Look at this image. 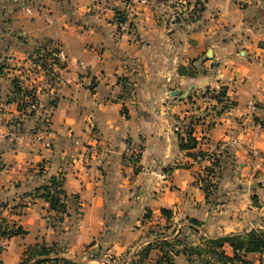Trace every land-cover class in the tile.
<instances>
[{
    "label": "crops",
    "instance_id": "0c3cea01",
    "mask_svg": "<svg viewBox=\"0 0 264 264\" xmlns=\"http://www.w3.org/2000/svg\"><path fill=\"white\" fill-rule=\"evenodd\" d=\"M6 1L0 217L24 233L0 238V264H20L43 244L63 258L126 256L127 264L157 253L163 264L166 253L171 264H203L207 255L189 247L232 259L229 243L210 242L264 232V161L249 153L264 154V0H202L200 15L181 26L169 25V8L201 0ZM37 50L62 52L55 76L29 69ZM22 87L39 101L34 117L20 108ZM208 88L221 89L222 103ZM43 114L49 148L37 139ZM190 133L196 146L184 149ZM231 139L241 145L226 149L211 184L193 155ZM133 142L142 147L139 168L123 155ZM52 179L67 196L64 214L42 197ZM241 260L233 264H264V253Z\"/></svg>",
    "mask_w": 264,
    "mask_h": 264
},
{
    "label": "built area",
    "instance_id": "2783aa9c",
    "mask_svg": "<svg viewBox=\"0 0 264 264\" xmlns=\"http://www.w3.org/2000/svg\"><path fill=\"white\" fill-rule=\"evenodd\" d=\"M126 3L132 2V0H124ZM204 8V1H196L193 4L181 3L176 4L172 8H169L167 12L168 16V23L169 25L181 26L186 24V21H193L195 20ZM117 25L120 30H127L129 28L128 22L123 18L122 15L118 16ZM42 57V56H41ZM41 57L37 60L35 66L37 70L42 71L44 68L50 63V61L55 59H63V54L61 51H51L48 56L44 55L43 60ZM207 98L211 100L222 103L223 96L222 91L220 88H208L205 92ZM23 96V95H22ZM24 98L20 101V106L22 107V111L26 113H32V116L40 111L39 101L36 96L32 94H27L23 96ZM254 102H248V109H254ZM41 112V111H40ZM39 120L41 121V130L42 133H39L38 140L42 141L45 148L50 147V142L46 141V137H49V125H50V117L49 115L43 114L38 116ZM241 142L238 139H231L229 143H219L213 149L200 151L201 154L196 155L192 158V164L194 166H198L200 172L205 174V178L207 181L213 184V180L216 176V170L219 165V161L223 156L226 149L230 146L240 147ZM250 155L252 162L259 159L264 161V154L259 152L257 149L253 148L252 146L249 147ZM124 159L128 162L129 165L134 166L135 168H139L141 163L142 157V147L139 143L133 142L126 145L124 149ZM264 253V252H263ZM239 254H242L240 252Z\"/></svg>",
    "mask_w": 264,
    "mask_h": 264
},
{
    "label": "trees",
    "instance_id": "16d2710c",
    "mask_svg": "<svg viewBox=\"0 0 264 264\" xmlns=\"http://www.w3.org/2000/svg\"><path fill=\"white\" fill-rule=\"evenodd\" d=\"M20 108L22 109V107ZM31 114L30 116H32ZM195 146H196L195 140L192 138L190 133L188 135L186 144H184L182 148L189 149V148H194ZM198 154H201V152L200 151L196 152L193 155V157H195ZM203 189L205 191H208L210 190V186L206 184ZM42 197H44L48 201L50 210L58 214L66 213L67 196L64 190L62 189V185L60 181L56 179H52L48 186H44ZM23 233L24 231L21 228L10 229L4 224H0V238L7 239L16 235H21ZM210 243L212 246L219 248H221L224 245V243H229L234 250V257L231 259L225 256V254L222 251L210 250L208 248L203 249L198 247H189L188 250L190 254L193 253L198 256L207 255L208 259L204 258L202 260L203 264H233L234 261H242L241 256H243V254L264 252V232L258 233L256 231H251L243 237L228 236V237H223L222 239L219 240H213ZM29 250L31 253L34 251V254L31 255L29 258H27L25 261L23 262L21 261L20 264H59L60 262L62 264H85L84 262L78 260L57 258L55 256L51 257V255H53L52 248H47L44 245H36L34 247L29 248ZM240 252H242L243 254L242 255L239 254ZM146 255L147 254L143 253V255L139 256L141 257L140 260L141 262L144 260V258H146ZM164 257L166 261H168V264H171L168 255H166V253L164 254ZM134 260L135 259H131V263ZM141 262H139L138 264H141Z\"/></svg>",
    "mask_w": 264,
    "mask_h": 264
},
{
    "label": "rangeland",
    "instance_id": "374dc122",
    "mask_svg": "<svg viewBox=\"0 0 264 264\" xmlns=\"http://www.w3.org/2000/svg\"><path fill=\"white\" fill-rule=\"evenodd\" d=\"M0 4H8V2L6 1V0H0ZM42 47H43V45H42ZM45 55V52H41L40 50H37L35 53H34V55H32V57L30 58V60L29 61H31V62H29L28 63V65L27 66H29V69L30 70H32L33 69V71H35V73H36V75H38V74H44V75H51V74H53L54 76L56 75V72L55 71H53V69H51V67H52V65H54V64H56V59L55 60H52V61H50V63L44 68V70H42V71H39V70H37V68H36V66H35V64H36V62H37V60L41 57V59L43 60V56ZM33 58V59H32ZM25 69H28V67H23V70H25ZM25 72V71H24ZM20 94H21V96L22 95H27V94H32V95H34V93H32V91H30L29 89H27V88H25V87H22V88H20ZM24 92H26V93H24ZM34 96H36V95H34ZM25 114H29V113H25ZM30 115V114H29ZM34 117V116H33ZM38 133H42V130H40ZM38 134H37V138H38ZM22 209L20 210V213H22ZM0 215H1V210H0ZM54 221V220H53ZM56 221L58 222V221H60V219H56ZM0 224H6V221L2 218V217H0ZM6 226L8 227V225L6 224ZM158 235V234H157ZM45 247H47V248H52V250H53V255H51V257L52 256H55V257H57V258H63V257H61V254L58 256V254L56 253V246H54V245H46V244H43ZM160 246V245H159ZM159 246H157V247H159ZM161 247V246H160ZM2 248H1V246H0V250H1ZM154 249H157V248H154ZM1 253V252H0ZM34 254V251L31 253L30 252V250L28 249L26 252H25V254H24V256H22V258H21V261L23 262V261H25L27 258H29L31 255H33ZM99 256H101V255H99ZM156 256H157V253H153L152 255H150V256H147V258H144V260L141 262L140 260H141V257H136L135 258V260L131 263V260L129 261V262H127V264H138L139 262H141V264H155V261L157 260L156 259ZM102 257V256H101ZM125 258V259H124ZM127 257L125 256V257H123V258H118V259H114V260H110L109 259V257H106L105 259H107V260H104L103 258H100V260H101V262H95V261H92V260H89V258H87V257H75V258H67V259H72V260H78V261H82V262H84L85 264H123L124 262H126V261H128V259H126ZM168 259V258H167ZM99 260V261H100ZM59 264H62L61 262L59 263ZM163 264H168V261H164V263Z\"/></svg>",
    "mask_w": 264,
    "mask_h": 264
},
{
    "label": "water",
    "instance_id": "95a60500",
    "mask_svg": "<svg viewBox=\"0 0 264 264\" xmlns=\"http://www.w3.org/2000/svg\"><path fill=\"white\" fill-rule=\"evenodd\" d=\"M179 95V92L178 91H173L171 92V96L172 97H175V96H178ZM187 95V92H185L184 94H182V98H185Z\"/></svg>",
    "mask_w": 264,
    "mask_h": 264
}]
</instances>
